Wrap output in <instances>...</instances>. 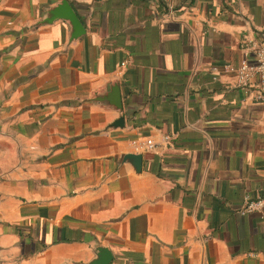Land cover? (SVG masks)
<instances>
[{
  "label": "crops",
  "instance_id": "obj_1",
  "mask_svg": "<svg viewBox=\"0 0 264 264\" xmlns=\"http://www.w3.org/2000/svg\"><path fill=\"white\" fill-rule=\"evenodd\" d=\"M251 42L264 0H0V264H264Z\"/></svg>",
  "mask_w": 264,
  "mask_h": 264
},
{
  "label": "built area",
  "instance_id": "obj_2",
  "mask_svg": "<svg viewBox=\"0 0 264 264\" xmlns=\"http://www.w3.org/2000/svg\"><path fill=\"white\" fill-rule=\"evenodd\" d=\"M246 51L252 54L253 62L242 61L238 65H225L222 70L225 73H235L237 86L248 91L250 87L254 86L257 91L255 99L260 102H264V45L256 42H251L245 45ZM213 71H217L213 68ZM164 140L169 143V137H165ZM144 149L151 150L155 147V144L151 140H146L142 145ZM264 207V200H251L246 199V205L244 207L245 212L261 211ZM66 221V219H61Z\"/></svg>",
  "mask_w": 264,
  "mask_h": 264
},
{
  "label": "water",
  "instance_id": "obj_3",
  "mask_svg": "<svg viewBox=\"0 0 264 264\" xmlns=\"http://www.w3.org/2000/svg\"><path fill=\"white\" fill-rule=\"evenodd\" d=\"M56 20H63L69 23L72 28L71 40H75L84 35L85 33L81 22L79 21L72 7L67 1H63L60 5H58L56 8L52 9L49 12L48 17L46 19V23H52ZM136 160L140 161L141 157H136ZM104 253L107 252H102V254L99 255V258L101 259L100 264H108L111 259L110 256H105Z\"/></svg>",
  "mask_w": 264,
  "mask_h": 264
}]
</instances>
